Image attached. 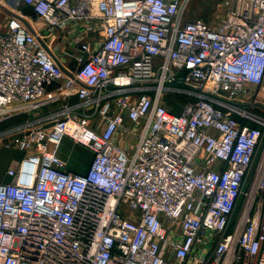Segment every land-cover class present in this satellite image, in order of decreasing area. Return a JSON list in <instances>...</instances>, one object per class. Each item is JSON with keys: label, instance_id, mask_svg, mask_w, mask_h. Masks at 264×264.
<instances>
[{"label": "built area", "instance_id": "obj_1", "mask_svg": "<svg viewBox=\"0 0 264 264\" xmlns=\"http://www.w3.org/2000/svg\"><path fill=\"white\" fill-rule=\"evenodd\" d=\"M19 1L41 27L0 30V123L50 110L4 142L24 155L0 182L3 264H264V0H223L215 25L191 0Z\"/></svg>", "mask_w": 264, "mask_h": 264}, {"label": "rangeland", "instance_id": "obj_2", "mask_svg": "<svg viewBox=\"0 0 264 264\" xmlns=\"http://www.w3.org/2000/svg\"><path fill=\"white\" fill-rule=\"evenodd\" d=\"M5 6L9 7L11 10H20L25 9V6L19 0H4ZM225 5L223 0H191L189 6L184 14V19H196L203 18L210 22L212 25H215L220 20L221 16L225 11ZM0 14L4 16L3 19H7L10 15L9 13L0 8ZM1 19V18H0ZM5 22V21H4ZM4 22L0 20V23L4 25ZM72 49L70 47H65L57 49L59 57H69L70 51ZM254 88H250V91H253ZM261 96H264V92H261ZM167 98L170 103V107L174 111H181L183 104L188 100V96L181 95L178 93H168ZM251 99V94L244 95L241 98L242 101L248 102ZM264 101V97L262 98ZM50 108H44L38 112H31L30 114H20L17 117H13L12 120L6 123L0 124V145H4L7 140H10L13 137V133L16 131L15 128L19 127V125L23 124L27 119L37 117L41 114H47ZM260 111V109H257ZM38 119V117L36 118ZM36 125V124H35ZM262 149V147H261ZM259 149L257 158L254 162L253 170L258 164L259 156L262 153V150ZM60 155H63L66 161L69 163V167L74 168L75 170H83L85 165L89 163L91 159V154H89L88 149L82 145L76 144L71 139L65 138L61 148ZM250 177L246 181L245 187L250 185Z\"/></svg>", "mask_w": 264, "mask_h": 264}, {"label": "crops", "instance_id": "obj_3", "mask_svg": "<svg viewBox=\"0 0 264 264\" xmlns=\"http://www.w3.org/2000/svg\"><path fill=\"white\" fill-rule=\"evenodd\" d=\"M24 6H25V9H20V10L15 9V10H13V12L20 15L22 18H24L23 19L24 22L26 21L29 24L33 23L36 28H40L41 23L35 21L36 17L32 15L31 6H29L27 4H24ZM9 15H11V14H9ZM0 18H1L0 19L1 21H3V22L5 21L4 25H2L0 23V30H2L5 28L7 19L9 17L5 20V19H3L4 16L2 14H0ZM30 26H31V24H30ZM58 36H60L58 38V43L60 44L58 46V49L63 48V46H65V47L67 46V47H70L72 49V45L70 44V41L68 40L69 39L68 34L66 36V35H64V33H62V34L58 33ZM61 59H62V62L65 66L74 67L73 62H71L70 56L69 57H63V58L61 57ZM88 152H89V154H91V157H92V153L89 150H88ZM23 155H24V153L15 147H6L5 145H0V182H6V181L11 180V177L8 176L7 171L10 168H17L19 161L21 160ZM61 156L64 160H66L63 155H61ZM90 160H89V163H90ZM89 163L87 165H85L83 170H75L74 168L69 167V163L67 162L66 169L69 171L82 173V172H85L87 170ZM0 264H3V259L1 257H0Z\"/></svg>", "mask_w": 264, "mask_h": 264}, {"label": "water", "instance_id": "obj_4", "mask_svg": "<svg viewBox=\"0 0 264 264\" xmlns=\"http://www.w3.org/2000/svg\"><path fill=\"white\" fill-rule=\"evenodd\" d=\"M2 8H3L4 10H6L9 14H11V15H13V16H16V17H19V18H21L22 20L24 19V18H22L20 15L16 14L15 12H13V11L10 10L9 8H7L6 6H2ZM25 23L28 25V27H29L32 31H34L33 28L30 26V24H29L28 22L25 21Z\"/></svg>", "mask_w": 264, "mask_h": 264}, {"label": "trees", "instance_id": "obj_5", "mask_svg": "<svg viewBox=\"0 0 264 264\" xmlns=\"http://www.w3.org/2000/svg\"><path fill=\"white\" fill-rule=\"evenodd\" d=\"M29 11H30V10H29ZM31 11H32V15H33V16H35V14H34V12H33L32 8H31ZM16 117H17V116H16ZM10 120H12V119H10ZM10 120H8V121H5V122H3V123L9 122ZM0 124H2V123H0Z\"/></svg>", "mask_w": 264, "mask_h": 264}]
</instances>
